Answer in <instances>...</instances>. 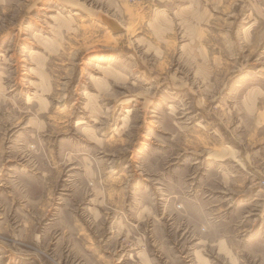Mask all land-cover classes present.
Listing matches in <instances>:
<instances>
[{
	"label": "rangeland",
	"instance_id": "obj_1",
	"mask_svg": "<svg viewBox=\"0 0 264 264\" xmlns=\"http://www.w3.org/2000/svg\"><path fill=\"white\" fill-rule=\"evenodd\" d=\"M0 264H264V0H0Z\"/></svg>",
	"mask_w": 264,
	"mask_h": 264
},
{
	"label": "built area",
	"instance_id": "obj_2",
	"mask_svg": "<svg viewBox=\"0 0 264 264\" xmlns=\"http://www.w3.org/2000/svg\"><path fill=\"white\" fill-rule=\"evenodd\" d=\"M129 2H137L138 0H128Z\"/></svg>",
	"mask_w": 264,
	"mask_h": 264
},
{
	"label": "bare ground",
	"instance_id": "obj_3",
	"mask_svg": "<svg viewBox=\"0 0 264 264\" xmlns=\"http://www.w3.org/2000/svg\"><path fill=\"white\" fill-rule=\"evenodd\" d=\"M118 24V23H117Z\"/></svg>",
	"mask_w": 264,
	"mask_h": 264
}]
</instances>
